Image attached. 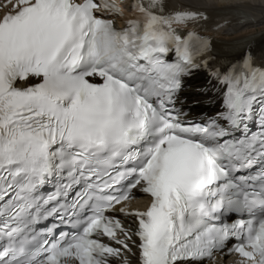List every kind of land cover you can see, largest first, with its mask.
<instances>
[{
  "label": "snow or ice",
  "instance_id": "snow-or-ice-1",
  "mask_svg": "<svg viewBox=\"0 0 264 264\" xmlns=\"http://www.w3.org/2000/svg\"><path fill=\"white\" fill-rule=\"evenodd\" d=\"M257 7L0 0V264H264Z\"/></svg>",
  "mask_w": 264,
  "mask_h": 264
},
{
  "label": "bare ground",
  "instance_id": "bare-ground-1",
  "mask_svg": "<svg viewBox=\"0 0 264 264\" xmlns=\"http://www.w3.org/2000/svg\"><path fill=\"white\" fill-rule=\"evenodd\" d=\"M216 3L218 4H225L226 2L230 3V2H236V0H215ZM253 2L258 6L257 7V11H256V15L259 16L260 15V8L259 5L261 3H264V0H253ZM256 31H260L259 29H257ZM249 33L248 32H241V33H230L229 37L230 39L234 38L236 35H242V37L247 36Z\"/></svg>",
  "mask_w": 264,
  "mask_h": 264
}]
</instances>
